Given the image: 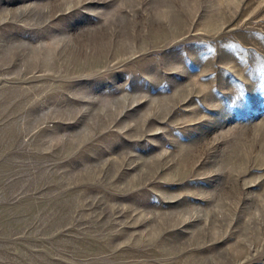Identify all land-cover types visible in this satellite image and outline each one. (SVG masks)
<instances>
[{"label": "rangeland", "instance_id": "1", "mask_svg": "<svg viewBox=\"0 0 264 264\" xmlns=\"http://www.w3.org/2000/svg\"><path fill=\"white\" fill-rule=\"evenodd\" d=\"M0 264H264V0H0Z\"/></svg>", "mask_w": 264, "mask_h": 264}]
</instances>
